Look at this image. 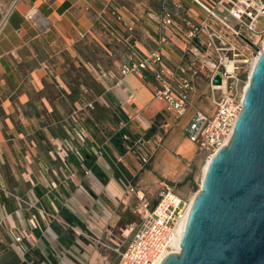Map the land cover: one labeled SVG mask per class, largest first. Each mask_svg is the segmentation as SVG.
<instances>
[{"label": "crops", "instance_id": "0c3cea01", "mask_svg": "<svg viewBox=\"0 0 264 264\" xmlns=\"http://www.w3.org/2000/svg\"><path fill=\"white\" fill-rule=\"evenodd\" d=\"M13 3L0 0L1 13H8L0 35V264H95L99 247L90 237L119 244L117 230L129 234L133 220L127 227L122 223L137 202L130 187L145 194L155 184L153 172L138 161L136 143L143 145L147 129L158 123L170 133L175 129L174 113L156 97L151 71L120 77L130 51L126 43L139 54L160 50L167 66L183 64L194 79L190 71L202 66L197 61L212 62L205 59L212 45L205 32L190 39L189 29L208 15L201 0ZM106 5L123 17H110L118 35L111 32L108 40L98 17ZM170 8L179 14L165 26ZM92 42L107 48V60L98 63L102 80L93 101L89 84L73 87L66 67L78 59L91 70L82 53ZM193 90L195 107L180 117L184 130L195 108L204 110L196 85ZM137 175L142 177L134 184L130 178ZM33 213L36 225L30 222Z\"/></svg>", "mask_w": 264, "mask_h": 264}, {"label": "built area", "instance_id": "2783aa9c", "mask_svg": "<svg viewBox=\"0 0 264 264\" xmlns=\"http://www.w3.org/2000/svg\"><path fill=\"white\" fill-rule=\"evenodd\" d=\"M18 1L14 0L13 5ZM202 5L208 15L217 18L223 28L221 31L212 29L208 21H205L200 26L191 25L188 36L193 40L201 32L207 33L209 43L219 53V65L207 62V65L217 67L213 73L212 87L214 90H218L219 94L213 97L215 110L212 114L195 108L185 132L199 149L206 150L209 157H212L221 146L228 144L233 137L237 117L243 108L246 87L242 90L240 86L242 81L240 67L243 60L237 51V43L238 41L245 43L243 37L250 39L253 43L255 42L254 38L263 37L264 40V0H218L214 6L204 3ZM178 14V11L174 9H167L164 13L163 24L165 26L174 24ZM98 17L108 33L112 32L118 35L117 28L110 18L115 17L118 21L123 20L116 7L104 6L98 12ZM7 18L8 13L3 15L0 11V35L6 25ZM128 30L132 31L133 27L129 26ZM228 34L230 35L227 36ZM230 36L234 40L230 39ZM126 44L130 47V51L121 61L119 67L122 79L129 74H142L151 71L156 81V97L165 101L168 111L180 118L185 116L190 108L195 107L191 100L195 82L193 77L187 74V68L183 64L170 68L166 65L160 50L139 54L129 40ZM230 66L232 67L230 68ZM217 71L223 75V83L215 86L213 79ZM121 83L122 80H119L117 85H121ZM137 120L149 128L141 116H137ZM130 192H134L137 196V202L132 210L138 218L133 220L130 225L128 235L132 238L128 245L124 248L119 244L110 246L103 240V237L99 236H91L90 239L97 247L103 245L111 249L118 256L117 264H162L168 254L178 251L179 228L186 215H189L192 202L186 200L169 185L160 191L159 197L154 203L144 193L136 191L133 186L130 187ZM30 205L36 208L35 204ZM36 219L37 214H31L32 225H36ZM25 234L26 232L17 236L16 242L22 241ZM100 264H111V259L106 257Z\"/></svg>", "mask_w": 264, "mask_h": 264}, {"label": "water", "instance_id": "95a60500", "mask_svg": "<svg viewBox=\"0 0 264 264\" xmlns=\"http://www.w3.org/2000/svg\"><path fill=\"white\" fill-rule=\"evenodd\" d=\"M257 58L233 137L211 157L181 248L162 264H264V47Z\"/></svg>", "mask_w": 264, "mask_h": 264}, {"label": "rangeland", "instance_id": "374dc122", "mask_svg": "<svg viewBox=\"0 0 264 264\" xmlns=\"http://www.w3.org/2000/svg\"><path fill=\"white\" fill-rule=\"evenodd\" d=\"M201 2L208 6H214L216 4V2L214 4L212 2L209 3V0H201ZM201 7L204 8L203 5ZM204 10L208 15L207 10L205 8ZM208 23L212 29L221 31L223 28L217 18L210 15H208ZM225 30L227 29L225 28ZM101 33H103L107 40L109 39L110 34L105 29L102 28ZM229 35L230 34L227 36ZM229 38L234 40L231 36ZM254 40V45L240 41L237 43V51L240 53V58L243 60L240 67V73L242 75L240 86L242 90L249 82L251 75L250 71L255 57H257L260 50L263 49V37L254 38ZM109 44L108 41L105 42V45L109 46ZM200 50L203 51L202 48H200ZM205 50L206 53H208L205 59L211 60L219 65V53L217 50H215L213 46L211 49L206 48ZM82 60L89 64L91 70L77 59V63L66 65L69 72L67 78L75 88H78L82 84V81L89 84L92 88L91 101H93V98L96 96L95 92H98L99 89L98 80H102L98 71V63L99 61L107 60V48L100 43H88L85 52L82 53ZM197 62L202 65L201 68L197 69L196 67L198 66H196L193 67L194 70L190 71V73L195 76L194 81L198 90L196 99L198 104H201L204 110L212 114L215 110L213 97L214 95L217 96L219 94V91L214 90L212 87V77L217 67L214 68L211 65H207V62L206 64H204L203 61ZM160 117L163 120L165 118L163 116ZM171 119L174 122L175 128L173 133H170L165 126L158 123L155 128L147 129L145 135L146 142H144L143 145L140 142L135 145V151L140 155L138 161L142 164L145 163L144 166L146 171L153 172L155 184H150L151 186L145 191V195L148 196L152 203L158 199L160 191L166 185L173 187L186 200L191 201L192 197L195 196L202 187L204 180L203 169L209 158V153L206 150L203 151L199 149L188 135H186L185 130L181 128V118L176 117L173 114ZM144 158H146V160ZM141 177L142 176L137 175L130 179L135 184ZM156 182L159 183L158 187L154 186L156 185ZM129 216L130 219L124 218L125 221L122 223V226L125 227L127 223L138 218L137 214L133 213V211H131ZM116 235V241H119V245H121L122 248L126 247L129 240L132 238L129 235L125 236L126 232L122 231L121 228H118ZM105 240L107 242L109 241L108 238H105ZM96 257L97 261L95 264H100V261L103 262L106 257L111 259V264L118 263V256L111 249H108L103 245L102 247H99Z\"/></svg>", "mask_w": 264, "mask_h": 264}, {"label": "bare ground", "instance_id": "6f19581e", "mask_svg": "<svg viewBox=\"0 0 264 264\" xmlns=\"http://www.w3.org/2000/svg\"><path fill=\"white\" fill-rule=\"evenodd\" d=\"M263 43H264V40H263ZM264 45V44H263ZM258 57V56H257ZM257 57H255V60H254V62H253V65H252V69H253V67H254V65H255V63H256V61H257ZM232 66H230V68H231ZM252 69H251V71H250V73L252 72ZM252 74V73H251ZM248 82V81H247ZM249 83V82H248ZM247 83V84H248ZM247 86V85H246ZM245 86V87H246ZM245 92V91H244ZM244 92H243V94H244ZM210 159H211V157H209L208 159H207V161H206V165L204 166V169H203V177H204V175H205V172H206V169L208 168V163L210 162ZM196 196V195H195ZM195 196H193L192 197V199H191V202L194 200V198H195ZM187 216H188V214L186 215V217H185V220H187L186 218H187ZM185 220H183V222L181 223V225H180V228H179V233H180V235H179V243H178V245H179V247H178V251L180 250V248H181V245H180V243H181V236H182V234H183V232H184V230H185V227H186V221Z\"/></svg>", "mask_w": 264, "mask_h": 264}]
</instances>
